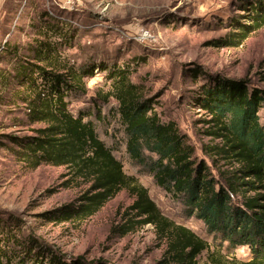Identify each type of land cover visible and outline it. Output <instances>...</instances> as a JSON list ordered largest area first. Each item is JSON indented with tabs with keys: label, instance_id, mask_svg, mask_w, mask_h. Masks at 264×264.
I'll return each instance as SVG.
<instances>
[{
	"label": "rangeland",
	"instance_id": "obj_1",
	"mask_svg": "<svg viewBox=\"0 0 264 264\" xmlns=\"http://www.w3.org/2000/svg\"><path fill=\"white\" fill-rule=\"evenodd\" d=\"M249 0H0V220L15 226L17 237L35 238L65 256L91 264H159L165 259L169 239L148 224L127 235L119 227L134 219L135 198L121 191L97 214L85 221H61L58 210L75 204L89 188L72 178L69 169L42 165L31 169L16 159L9 137L34 135L41 124L31 125L27 105L15 93L26 86L16 76L19 65L39 64L33 48L52 45L56 59L41 65L53 71L95 66L85 78L84 92L70 98L74 115L100 106L104 120L96 121L99 138L123 164L124 172L145 187L162 214L176 225L190 229L207 242L198 264H244L252 260L247 246L232 248L220 243L205 224L185 214L179 199L159 187L154 174L136 164L127 152V135L115 98H104L111 81L102 65L133 70L130 80L156 101L163 122H174L193 147V158L205 161L216 179L239 169L211 151L220 139L207 134L211 117L194 99L209 76L247 80L264 89V28L239 47H214L234 22L248 24L243 10ZM48 25L64 29L63 35ZM139 60V61H138ZM138 61V64H136ZM194 71L200 75L195 78ZM264 126V110L259 113ZM140 218H137L139 220ZM1 223V224H2ZM13 230V231H14Z\"/></svg>",
	"mask_w": 264,
	"mask_h": 264
},
{
	"label": "trees",
	"instance_id": "obj_2",
	"mask_svg": "<svg viewBox=\"0 0 264 264\" xmlns=\"http://www.w3.org/2000/svg\"><path fill=\"white\" fill-rule=\"evenodd\" d=\"M243 8L249 23L234 22L235 28L210 46L239 47L264 28V0H249ZM47 28L64 33L54 25ZM55 51L49 43L40 42V47L33 48L39 64L19 65L16 76L26 89L15 97L27 105L29 123L43 127L34 129L31 136L9 137L16 159L34 170L42 165L67 168L72 178L90 185L78 205L58 210V220L85 221L126 190L135 198L130 210L136 220L127 219L120 233L125 236L136 226L152 224L169 239L165 259L159 264H198V256L209 245L165 217L148 190L126 175L121 161L98 136L96 121L104 120L100 106L77 115L70 110V98L84 92V79L93 77L96 67H66L62 72L41 65L48 59L54 61ZM261 67L264 82V60ZM100 69L107 73L111 90L99 100L112 97L118 102L130 158L153 173L157 185L181 201L186 216L201 220L220 243L249 247L252 260L244 264H264V126L259 116L264 110V89L250 87L247 80L209 76L194 99L211 117L206 121L207 134L221 140L211 151L240 167L221 173L218 180L205 161L193 158L194 149L177 124L163 122L156 101L131 82L130 66L102 65ZM193 74L195 78L200 75L199 71ZM1 223L0 264H89L82 257L65 260L35 238L17 237L15 226Z\"/></svg>",
	"mask_w": 264,
	"mask_h": 264
}]
</instances>
